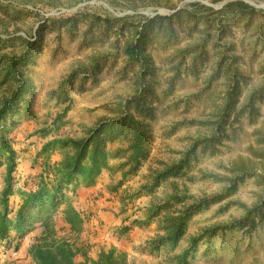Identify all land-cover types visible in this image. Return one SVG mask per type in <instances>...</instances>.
Wrapping results in <instances>:
<instances>
[{
	"label": "trees",
	"instance_id": "16d2710c",
	"mask_svg": "<svg viewBox=\"0 0 264 264\" xmlns=\"http://www.w3.org/2000/svg\"><path fill=\"white\" fill-rule=\"evenodd\" d=\"M59 2L7 0L0 1V9L7 17L19 20L25 14H38L26 5L51 9ZM159 4V0L149 2V5ZM128 6L136 9L134 3ZM254 11L248 3L231 1L220 10L196 3L170 16L146 18L145 22L138 16L118 18L94 12L89 16L83 14L90 19L89 33L98 27L102 33L99 39L111 32L115 40L107 52L89 56L86 63H80L57 88L48 92L47 99L52 102L53 109L47 112L37 133L43 140L35 154L40 170L30 180L23 181L17 177L18 154L10 134L20 122L37 117L35 85L27 75L29 65L36 62L42 50L48 22L53 21L51 27L66 23L72 33L78 20L45 19L38 24L32 37L0 36V242L8 245L15 242L17 250L22 239L30 240L25 250L28 263L15 260L2 264H128L126 252L110 246L92 254L82 239L88 219L73 203L74 195L79 190L94 189L99 181H104V175L108 178L109 193H119L118 202L123 213L130 203L146 199L143 218H135L130 225L126 216L119 227L121 234L129 232L133 224L153 223L156 233L147 242L152 252L168 250L175 264H191L199 259V253L206 262L225 264V259L210 256L215 251V239L224 241V235L234 229L246 228L251 232L257 223L264 221V199L250 208L232 199L240 184L254 177L259 167L264 168V119L258 121L261 112L257 104L264 98V83L247 89L248 79L237 67L233 41L224 40L230 23ZM182 15L190 24L187 30H180L189 37L188 42L180 45L172 22ZM210 30L216 33L212 41L216 54L214 71L201 79V86L192 92L175 95L182 67L199 80L198 63L207 58L206 46L212 40ZM194 33L199 34L195 37ZM260 35L259 32L256 36L257 42L264 41ZM155 41L164 48L175 45L168 58L172 75L166 85L157 84L156 80L152 82L150 78L154 77L156 67L147 47ZM119 57L123 59L124 72L135 71V77L130 78L133 92L110 106V116L97 119L82 135H51L69 121L66 117L73 106L74 82L80 79L83 85L108 59L116 61ZM219 79L223 81L219 86L224 84L220 89L215 85ZM181 105L184 116L161 132L157 128L160 133L157 136L155 125L159 115ZM243 118L254 124V142L248 146L247 156L238 154L228 157V161L220 160L215 170L200 168V156L218 154L223 140L229 138L228 131L236 130ZM181 127L188 133L183 138L186 142L182 148L172 151L175 156L155 160L137 186L126 187L129 179L137 177L150 160L156 139L161 137L164 145ZM202 181L218 183L220 188L211 194L194 192V185ZM214 205L223 213L237 206L244 214L229 223L214 222L200 228L188 244L179 249L193 219ZM35 231L37 234L33 235Z\"/></svg>",
	"mask_w": 264,
	"mask_h": 264
},
{
	"label": "rangeland",
	"instance_id": "374dc122",
	"mask_svg": "<svg viewBox=\"0 0 264 264\" xmlns=\"http://www.w3.org/2000/svg\"><path fill=\"white\" fill-rule=\"evenodd\" d=\"M3 3L7 0H0ZM159 5H149L150 0H60V2L47 9H35L26 5V8L37 15L25 14L19 20H13L7 17L0 9V36H12L20 34L22 36H33L34 30L40 22L45 19L61 17L62 21L68 18H77L78 24L72 33L68 31L66 23H60L51 27L53 21L47 23L48 28L43 34L42 50L39 51L38 58L34 64L29 65L27 75L31 77L35 85L34 110L36 118L25 120L16 125L10 134L13 147L18 154L17 177L20 181L30 180L34 174L40 170V165L35 162L36 151L40 148L43 140L37 134L42 126L47 112L53 109L52 102L47 99L50 90L58 87L61 80L68 76L69 73L76 69L80 63H86L92 54H104L107 52L115 40L114 35L109 32L104 34L98 27L92 30L87 29L90 19L84 17L94 13H100L103 16L125 17L138 16L145 22L146 18L155 16H170L177 10L184 9L192 4H201L213 10H220L223 5L231 1H243L252 6L255 11L247 16H238L233 23L227 27L224 35L225 42L233 41L235 52L238 56L237 67L243 76H247V89L260 86L264 83V41L257 42V35L260 32L264 37V0H159ZM112 2V1H111ZM16 3V2H12ZM134 3L136 9L128 5ZM99 6V7H95ZM1 8V7H0ZM105 9V10H104ZM106 11V12H105ZM204 15L206 11L203 12ZM176 29L180 45L188 42L185 33L181 29L187 30L190 24L186 16L182 15L175 18L172 22ZM202 26L199 30H202ZM60 37L58 39V35ZM199 33H194L195 37ZM212 40L207 44V58L201 59L198 63L199 80H197L191 71L181 68V79L175 86V95L179 96L185 92H192L195 88L201 86L200 80L205 76H210L214 71L216 54L212 41L215 39V31L210 30ZM161 40V38H160ZM160 42V41H159ZM178 44V45H179ZM173 44L164 48L160 43L154 45L148 44V51L151 53L155 68L154 77H150L152 82L156 80L162 85H166V80L172 75L171 67L168 64L169 54L173 52ZM123 59L119 57L116 61L108 59L101 68L94 74L87 77L86 81L81 80L74 82L71 90L73 106L68 113L66 120L67 125L62 127L59 132L51 135L60 136H80L82 132L92 126L97 119L103 116H110V106H113L120 98H124L133 92L130 78L135 77V71L122 70ZM94 76V77H93ZM149 78V77H148ZM197 81V82H196ZM223 81L219 79L215 82L218 89L223 88L224 84L219 86ZM160 89L159 86H155ZM261 115L258 121L264 119V98L258 101ZM183 106L169 109L165 115H159L155 125L157 136H160L164 128H169L171 123L182 118ZM159 129V131L157 130ZM181 127L177 133L162 144L161 137H158L152 144L151 157L145 164L137 177L129 179L125 184L126 187H135L148 172V167L155 160H168L175 156L174 152L180 150L185 144L183 139L188 131ZM236 130H229V138L224 139L221 150L216 155H201L199 167L208 170H215L218 163L228 161V157L247 156L248 146L254 142L252 132L254 124L249 123L247 118H243L237 125ZM152 166H155L152 165ZM264 168L259 167L254 177L246 179L239 185L237 192L232 197L234 201L246 204L249 208L253 207L264 199ZM260 176V177H259ZM108 178L104 175V181H99L98 186L92 190H79L74 195L73 203L77 208L83 210L88 222L85 231H83V242L89 245L88 251L92 254L100 248L116 247L119 251L127 253L128 264H175L169 257V251L161 249L158 252H152L147 242L155 235L156 225L150 224H133L129 232L121 234L119 227L121 222L127 216V224H132L135 218H143V208L145 198L137 199L129 204L125 213L121 211L118 194H110L106 188ZM220 185L210 181L198 182L194 185L193 191L196 193L205 191L208 194L218 191ZM218 205L212 206L209 210L198 214L192 221L186 239L180 244L179 249L186 246L193 235H196L200 228L217 222L218 224L229 223L239 219L244 210L240 207H230L226 212H219ZM129 218V219H128ZM37 231L33 232V235ZM224 241L216 238L214 241L215 251H212L216 258L225 259V264H264V221L257 223L256 227L248 232L244 229H234L227 232ZM30 243L29 239L20 241L19 249H15V242L7 244L0 242V263L18 260L28 263L26 257V248ZM175 252H178L176 250ZM212 258V257H211ZM191 264H211L206 262L204 257L195 259Z\"/></svg>",
	"mask_w": 264,
	"mask_h": 264
}]
</instances>
